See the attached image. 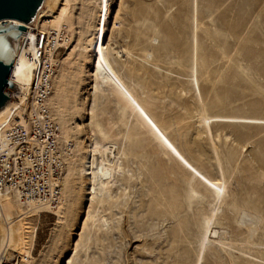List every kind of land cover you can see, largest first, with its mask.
Segmentation results:
<instances>
[{
	"label": "rangeland",
	"instance_id": "obj_1",
	"mask_svg": "<svg viewBox=\"0 0 264 264\" xmlns=\"http://www.w3.org/2000/svg\"><path fill=\"white\" fill-rule=\"evenodd\" d=\"M64 3L47 0L33 27L50 32L54 23H43L60 18ZM82 6L87 15L77 25ZM69 11L55 55L54 75H68L61 115L48 100L60 133L68 131L60 146H71L67 161L82 166L94 142L113 144L123 172L100 204L78 182L61 220L56 209L38 214L3 199L20 225L17 237L28 236L29 256L11 246L2 222L0 264H264V0H109L113 67L184 157L223 183L219 200L163 151L114 89L93 91L89 48L74 46L78 32L91 39L97 9L70 0ZM209 220L216 235L202 248Z\"/></svg>",
	"mask_w": 264,
	"mask_h": 264
},
{
	"label": "bare ground",
	"instance_id": "obj_2",
	"mask_svg": "<svg viewBox=\"0 0 264 264\" xmlns=\"http://www.w3.org/2000/svg\"><path fill=\"white\" fill-rule=\"evenodd\" d=\"M69 1L70 0H65L64 6L59 15L60 18L56 17L55 22L43 23V25L54 23L53 29H51V31L54 32L55 36L57 37H59L60 32L63 30L62 28L63 20L67 19L70 15ZM92 1L97 9L98 15L95 23L93 24V33L91 34V39L83 40L82 39L83 34L81 32H78L77 34H79V36L77 39V44L74 46V48H78L80 49V51L89 48L88 50L93 59L92 76L95 80L93 91L96 92L97 90H101L103 87H109L114 89L124 100L126 106H128L132 110V112L136 113V116L141 121L144 129L158 142L159 146L163 149V151L166 152L168 155H170L174 160H176L178 164H180V166L191 175V177L201 179L205 183L204 184L205 188L209 190L211 195L216 200H219L225 192V186L223 185V183H221L220 181H215L206 178L198 171V169H196L184 157V155L176 147V145H174V143L168 138L166 133L161 130V128L155 121L154 117L144 108V106L141 104L138 98H136V96L132 93L129 87L123 82L119 74L116 72L110 60L108 44L106 42V30H107L106 27L108 23V15H109V0H92ZM93 13L94 10L90 12L91 18L92 16H94ZM86 15L87 13L85 11V8L84 6H82L81 11L77 16L76 24L80 25L82 21L85 19ZM42 16L43 15H41V11H40L34 23L38 21L40 18H42ZM33 25L32 26L26 25V28L29 30L28 36L23 40L25 41L24 47L21 53L20 54L18 53L16 63L11 72L12 82L15 83V85H17L20 88H25L23 96L26 95L25 93L27 92L28 87L31 84L33 71L35 68H37V62H38V59L35 56L36 44L34 42L36 29L33 27ZM56 45L57 43L54 42L53 48ZM34 51L35 54L32 55ZM196 60L197 59H195V63H194L195 65L193 69L194 70L193 81L194 84L197 85ZM67 79H68V75H65L62 72V70H58V73L56 75H53L52 78L53 91L49 100L54 105V109L56 110V112H58V114L60 115H61V110H60L61 103L63 98L65 97L67 90L66 87L68 85ZM23 96L19 97L18 101L14 103V105L9 109L7 113L0 116V123L7 121L10 118L12 109L16 108V106L22 103ZM244 122L247 123L250 121H244ZM67 132L68 131L66 130L61 132L60 139L63 138V140L64 139L67 140L68 139ZM115 149L116 147L113 144H100L98 142H94L90 150V152L92 153L91 156L93 158L91 159V161L84 162V164L87 165L83 166L84 165L83 164L82 166H79L82 163L78 164L75 160H72V162L66 161L65 172L61 184V196H60L61 200L59 202L62 205H58L55 208L57 210L55 212V215L58 217V220L63 219L66 213L68 214V209L70 206L69 202L70 199L72 200L74 196L75 186L78 182H81V184L84 181L87 182L88 185L87 194L89 196L90 203L96 202L100 204L104 201V199L110 197V191H111L110 187L115 183V177L123 172L122 161L120 157L117 156V154H115ZM81 160L83 159H80V161ZM3 199H9V198H3ZM3 199L1 200V204H0V251L4 246V239L1 235L2 232L1 224L2 222H4L8 226L10 231L11 246L15 244L19 246L18 251L23 259L24 257L29 256V253L27 251L28 249L26 247L27 246L26 241L28 239V236H25L26 235L25 233L28 232L23 233L25 238L17 237L16 230L20 227V225H18V223L14 221L12 218V211H13L12 206L8 202H6V200ZM19 204L27 206L30 210L33 209L38 214L46 213V211L48 210H53L48 205H42L36 202H26V204H22V203ZM87 218L98 221L100 224H102V227L107 226V221L105 219H99L96 217V215H93L92 213L88 214ZM211 225H212L211 221L210 220L207 221L206 233L202 241V248H206L208 245H211L213 243V241H210L211 238L210 236H215L216 231H212L210 229ZM11 257H12L11 254L7 255V259L10 260ZM198 260L200 261L201 259ZM70 261L71 259H69L68 264L70 263Z\"/></svg>",
	"mask_w": 264,
	"mask_h": 264
},
{
	"label": "built area",
	"instance_id": "obj_3",
	"mask_svg": "<svg viewBox=\"0 0 264 264\" xmlns=\"http://www.w3.org/2000/svg\"><path fill=\"white\" fill-rule=\"evenodd\" d=\"M34 42L38 62L31 84L26 95H21L22 103L12 109L7 121L0 123V204L3 198H9L55 209L60 202L70 146H60V128L48 100L55 55L65 43L64 31L57 37L52 31L36 30ZM54 42L57 45L53 48Z\"/></svg>",
	"mask_w": 264,
	"mask_h": 264
},
{
	"label": "water",
	"instance_id": "obj_4",
	"mask_svg": "<svg viewBox=\"0 0 264 264\" xmlns=\"http://www.w3.org/2000/svg\"><path fill=\"white\" fill-rule=\"evenodd\" d=\"M47 0H0V116L7 113L25 88L11 80L19 49Z\"/></svg>",
	"mask_w": 264,
	"mask_h": 264
}]
</instances>
